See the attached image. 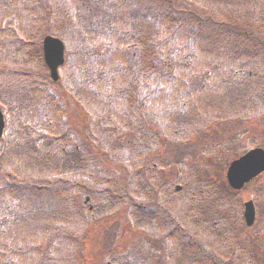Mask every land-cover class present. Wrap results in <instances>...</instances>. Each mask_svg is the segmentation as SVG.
<instances>
[{
    "label": "trees",
    "instance_id": "obj_1",
    "mask_svg": "<svg viewBox=\"0 0 264 264\" xmlns=\"http://www.w3.org/2000/svg\"><path fill=\"white\" fill-rule=\"evenodd\" d=\"M3 1L0 104L9 110L13 131L0 142V264H51L54 253L67 249L62 243L69 236L76 242L93 215L124 205L127 216L143 225L150 210L132 202H143L142 192L152 183L167 188L170 180L160 171L170 162L151 151L162 144L161 136L187 145L216 123L264 117V39L257 34L264 30V0H143L148 12L138 0ZM57 14L70 16L78 31L54 84L41 71L39 41ZM140 24L150 27L148 38L139 35ZM8 66L19 70L10 73ZM57 91L89 117L81 141L72 137ZM144 116L152 119L148 133ZM128 121L137 129L128 128L134 132L124 138ZM101 150L126 171L123 189L104 173ZM187 171L180 178L187 199L181 214L195 228L178 222L190 241L212 235L206 249L213 248L221 263L200 246L192 250L189 241L180 243L182 251L190 264H241L235 251H248L238 241V220L228 223L221 213L228 197ZM30 176L43 182L25 180ZM150 215L148 222L158 218ZM49 242L60 246L52 249ZM217 249L229 250V256Z\"/></svg>",
    "mask_w": 264,
    "mask_h": 264
},
{
    "label": "rangeland",
    "instance_id": "obj_2",
    "mask_svg": "<svg viewBox=\"0 0 264 264\" xmlns=\"http://www.w3.org/2000/svg\"><path fill=\"white\" fill-rule=\"evenodd\" d=\"M138 3L147 12L151 9L149 5L143 3V0L142 3L138 0ZM175 5L174 3V6ZM191 10L199 11L195 7H192ZM73 25V20L71 21L70 16L57 14L51 26H54L52 30H56L59 33H66L69 31L67 38L71 41L74 38L73 34L78 31ZM138 26L139 30L137 31L139 35L143 38H148L150 36V27L144 24ZM261 31L257 34L264 39V30ZM6 70L8 69L6 68ZM46 72L47 71H45V73ZM60 95L65 100V120L72 132V137L75 135L76 140L81 141L83 136L82 131L88 124L89 117L85 115L83 109L80 108L74 99L65 97L64 93H60ZM141 122L142 124H146V127L144 126L145 128H142L143 131L146 133L150 132L152 128V119L144 116ZM126 127L127 129L133 128L129 121ZM133 129L136 130L137 128ZM12 131L11 128V132ZM133 132H131V129H128L123 133L124 138L128 136L131 138ZM101 133L102 132H99L97 136L99 137ZM11 138V136H8V138L3 141H10ZM251 142H253L255 146L264 149V117L251 119L243 123L236 120L235 122L227 121L224 123H216L209 132L194 137L187 145L158 147L159 149L156 153L170 162L171 166L167 171L168 174L174 176L177 172L184 171L183 173H185V171L190 170L198 179H206L214 183V185L210 187L212 191L220 192L219 195H227L228 198L231 199V203L228 202L226 206L223 207L221 213L227 218V222L229 223L234 217L238 219V216H241L242 204L244 202L249 199L252 200L257 191H264V174L249 183L241 192H232V195L234 194L233 196H229L230 194L227 190L229 187H227L225 179L226 167L236 156L243 154L250 146ZM99 147L103 148L104 146L101 145ZM202 148H205L206 151H212V154H200L199 152ZM100 153L101 154H98V160L101 161V164L105 168V172H103L106 173L107 178L110 177V182L114 183L118 190L123 189L120 183V181H122L120 177H122L126 171L121 167L113 165L110 160H107L106 157L108 155H103L106 154L107 151L102 152L101 150ZM187 167H189V169H187ZM42 178V176H30L25 180L40 184L43 182L41 180ZM46 181L48 182V179ZM182 200H180L182 204L180 203L179 206L175 207L177 211L173 214V218L175 219H177L186 208L183 202L185 203L187 199H185V201ZM136 204L139 203L135 202L134 205ZM146 205L152 204L148 202ZM254 205L259 216V223L252 229H247L244 227L241 218L238 240L242 246L245 243L252 249L251 253L254 254L256 263L260 262V264H264V198H260V200L254 202ZM124 206L123 208L121 207L122 209L115 208L106 213L102 212L96 216L93 215V219H89L90 221L88 220L89 223L86 231L84 232L82 230V235L78 237L79 239L77 238L78 240L76 242H73V249L66 255L62 251L61 254L54 253L51 264L56 261L59 262L57 264H106L108 261L114 259L112 257L109 259L110 255H113L117 259L122 255H125L126 258L130 256L138 259L146 258L147 260L150 259V264H180L179 261H190L188 258L190 255L178 254L177 256L175 254L171 256L168 253V245L164 250L159 249L163 244L157 236L165 237L164 234H155L163 232H160V229L157 227L159 224L153 221L150 227L141 229L136 225L133 226L127 218V211ZM152 208L154 212L158 210L154 208V206ZM189 220V217L184 219L189 227L194 228L195 223ZM151 229H154V234L150 232L152 231ZM43 233L44 232H41L39 234L41 240H43ZM48 244L50 247L52 246L51 242ZM56 248H58L57 242L52 246V249ZM176 249L178 250L179 247H176Z\"/></svg>",
    "mask_w": 264,
    "mask_h": 264
},
{
    "label": "water",
    "instance_id": "obj_3",
    "mask_svg": "<svg viewBox=\"0 0 264 264\" xmlns=\"http://www.w3.org/2000/svg\"><path fill=\"white\" fill-rule=\"evenodd\" d=\"M43 56L53 80L57 79V67L63 62V44L60 40L46 37L43 41ZM4 128L3 117L0 112V136ZM264 171V151L260 148L250 150L239 159L233 161L227 170L229 185L239 190L245 183ZM244 218L246 225L250 226L254 220L252 203L245 205Z\"/></svg>",
    "mask_w": 264,
    "mask_h": 264
},
{
    "label": "flooded vegetation",
    "instance_id": "obj_4",
    "mask_svg": "<svg viewBox=\"0 0 264 264\" xmlns=\"http://www.w3.org/2000/svg\"><path fill=\"white\" fill-rule=\"evenodd\" d=\"M255 180V178L252 180V181H254ZM249 183H251V181L249 182ZM248 183V184H249ZM247 186V185H246ZM246 186H244V187H246ZM256 196H259V195H257L256 193L254 194V198H256ZM249 201V200H248ZM254 208H255V214H256V221H255V223H254V225L251 227V228H249V229H252L254 226H255V224H256V222L258 221V213H257V211H256V207H255V205H254ZM171 235V234H170ZM172 236V235H171ZM237 253V252H236Z\"/></svg>",
    "mask_w": 264,
    "mask_h": 264
}]
</instances>
